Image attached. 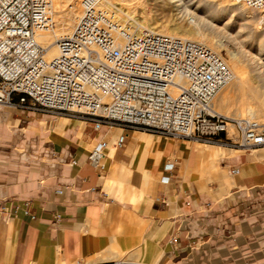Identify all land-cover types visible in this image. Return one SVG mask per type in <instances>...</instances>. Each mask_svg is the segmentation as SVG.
Instances as JSON below:
<instances>
[{"label": "crops", "instance_id": "1", "mask_svg": "<svg viewBox=\"0 0 264 264\" xmlns=\"http://www.w3.org/2000/svg\"><path fill=\"white\" fill-rule=\"evenodd\" d=\"M15 110L12 133L25 132L24 145L37 154L28 161L34 166L13 168L0 185V264H264V249L256 256L237 245L236 202L213 200L199 183L180 180L181 172L196 173L198 158L208 179L198 145L119 122L95 130L88 119L61 133L56 120L38 136L45 122L35 116L53 115ZM101 141L103 170L88 161ZM222 158L245 165L227 179L230 187L222 176L211 181L219 188L261 186L253 185L264 178L256 154Z\"/></svg>", "mask_w": 264, "mask_h": 264}, {"label": "built area", "instance_id": "2", "mask_svg": "<svg viewBox=\"0 0 264 264\" xmlns=\"http://www.w3.org/2000/svg\"><path fill=\"white\" fill-rule=\"evenodd\" d=\"M235 1L264 14V0ZM101 2L81 0L74 30L58 41V54L47 58L36 34L54 25L51 1L0 0V105L86 118L95 130L119 122L166 137L264 146V122L228 117L212 107L234 78L222 55L189 39L137 34ZM229 125L237 139L228 136ZM124 141L121 136L117 145ZM105 144L97 143L88 155L99 170ZM230 172L240 175L236 167Z\"/></svg>", "mask_w": 264, "mask_h": 264}, {"label": "bare ground", "instance_id": "3", "mask_svg": "<svg viewBox=\"0 0 264 264\" xmlns=\"http://www.w3.org/2000/svg\"><path fill=\"white\" fill-rule=\"evenodd\" d=\"M50 1V16L54 25L51 29L38 32L36 34V40L38 44L47 50V58H53L58 54V41L68 37L72 33L77 21L82 14L81 0L80 3H78L77 0ZM148 1L158 4L163 0ZM204 1L205 3L201 8L196 7L193 10H191V5L189 4L188 0H168L166 5H161V8H163L164 5L165 7L169 5L173 8H177V10L180 9L186 12L187 15L192 14L195 17L193 23L182 21L174 24L164 23L153 25L149 22H137V19L134 16L136 12L135 7H145L146 5L144 4L143 0H102L100 7L111 9L115 14V18L120 22V24L126 25L127 23H130L137 34H161L182 39H189L207 46L217 54L220 53L222 44L216 39L213 33L210 31L206 32L205 26L207 24L212 26V22L210 19L208 20V18H206L205 14L202 16L199 12L204 11L206 13L207 11L212 10L214 15L220 13L221 15L231 14L232 16L240 17L245 21V27L248 29V34H252L253 38H256V41L254 45H251L250 48H248L250 50L244 54L248 60L243 56L242 51L229 52V59L226 60V63L232 70L234 78L216 95L212 102V107L220 114L223 113L226 115H233L236 117L264 122V84L262 83V77H264V32L254 31L257 33L256 35V33L251 31L252 24L258 19H261L260 21L264 22V14L250 9L249 7L235 0ZM116 2L119 7L116 6ZM146 7L142 9L141 12H139L145 19L144 21H148V18H150V9L148 10ZM213 18L214 16L212 19ZM72 121H74V119L58 117L55 126V132L61 133L65 129H68L72 126L70 123ZM138 136L140 138H144L151 135L140 132ZM228 136L234 139H237L238 137V133L232 125H229L228 127ZM263 147L264 146L260 148ZM233 152H237V150L228 152L224 147L220 146H218L217 149H211L207 152H200V154L206 157L204 168L207 170L206 173L208 180L219 177V173L217 172V162L219 157L228 153L233 154ZM253 152L256 154L259 160L264 162V150H253ZM204 176H206V174Z\"/></svg>", "mask_w": 264, "mask_h": 264}, {"label": "rangeland", "instance_id": "4", "mask_svg": "<svg viewBox=\"0 0 264 264\" xmlns=\"http://www.w3.org/2000/svg\"><path fill=\"white\" fill-rule=\"evenodd\" d=\"M80 3V0H77ZM144 4L147 6L146 9H150V18L149 20L144 21L145 19L142 17L141 10L144 9V6H137L135 7V18L137 22H149L153 25L157 24H174L177 22H190L193 23L194 16L192 14H188L182 10H177V8H173L172 6L166 5L168 0H163L158 4H154V2H149L148 0H143ZM189 4L191 5V10L195 9L196 7H202L205 3L204 0H188ZM234 1V0H233ZM165 2V3H164ZM196 3V4H195ZM165 4L163 8L161 5ZM116 6L117 5L116 2ZM80 7V5H79ZM200 15H206V18L212 22V26L207 24L205 26L206 32H211L216 37L217 40L220 41L222 44L220 55L226 60L229 59V52H241L244 54L249 51L250 46L255 44L256 38H253V35L248 34V29L245 27V21L242 20L238 16L229 15H221L220 13H216L214 15L213 11H204L199 12ZM152 16V17H151ZM193 16V17H192ZM214 18L212 19V17ZM240 18V19H239ZM182 19V20H181ZM258 19L255 23L252 24L251 31H263L264 32V22ZM132 22V21H129ZM130 25V23H127ZM256 33V32H254ZM257 35V33H256ZM238 43V44H237ZM253 48V47H252ZM246 58V57H245ZM247 59V58H246ZM248 60V59H247ZM264 77H262V83ZM264 97V95H263ZM17 110L13 108H9L6 106H0V185H4V181H6V175L13 168L22 167H32L36 164V162H28L32 159L33 155H36L37 152L33 150H28V148L24 145L22 137L25 136V132L22 135H18L16 133H12L15 130L14 123H13V112ZM223 114V113H222ZM232 118H241L236 117L233 115H226ZM18 116H14L17 118ZM40 122H45L44 127L41 126L40 132L42 136V129H49L54 127V124L58 117H66L70 119H74V121L70 122L71 125L80 126V128H84L86 125L84 122L86 118L74 116V115H66V114H58L57 116H41L37 114L35 116ZM34 115H31V118H34ZM46 119H49V122H46ZM27 127V126H26ZM36 136V135H35ZM230 137V136H229ZM181 143H187L192 149L196 148L198 145V149L201 151H210L211 149H217L218 146L224 147L228 152L237 150V152H233V154H243L247 151L253 152V150L263 151V148L260 147H242L223 138L222 142L218 143H209L204 141L193 142L190 139H183V138H176ZM209 145V146H208ZM213 145V146H212ZM208 147V148H207ZM213 147V148H212ZM256 148V149H252ZM251 149V150H248ZM254 153V152H253ZM33 154V155H32ZM32 155V156H31ZM232 154H226L224 156H220L218 159V169L217 172L219 173L217 178L208 180L206 176L202 173V165L203 160L198 158L197 166H196V173L190 174L189 172H181L180 173V180L183 176H185V180L189 181L190 183H199L200 186L208 192L209 196L213 200H221V201H232V203L236 202L237 210V245H243L248 249H251L254 255H258L264 249V178L258 182H254L253 185H261L259 187H255L248 193H237L239 188H233L228 190L226 188H219L217 184L211 182L215 180H221L220 176H222L223 181L225 184L230 187L232 184L227 179H233L234 176L231 174V169L234 167L238 168L239 164H244L243 161L236 162L230 161V159H225L222 157H226ZM35 159V158H34ZM261 161V160H260ZM185 163V162H184ZM190 175V176H189ZM264 175V172H263ZM237 177V176H235ZM226 179V180H225ZM2 181V182H1ZM242 205V206H241ZM242 207V208H241Z\"/></svg>", "mask_w": 264, "mask_h": 264}]
</instances>
